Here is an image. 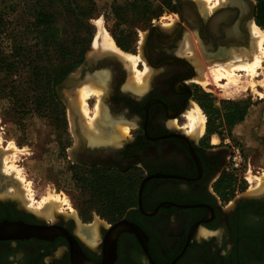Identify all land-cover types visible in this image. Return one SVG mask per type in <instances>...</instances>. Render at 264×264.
<instances>
[{
    "label": "flooded vegetation",
    "instance_id": "flooded-vegetation-1",
    "mask_svg": "<svg viewBox=\"0 0 264 264\" xmlns=\"http://www.w3.org/2000/svg\"><path fill=\"white\" fill-rule=\"evenodd\" d=\"M182 1L175 5L177 19L168 27L151 25L144 37L140 66L147 65L148 79L140 88L116 57L102 54L87 61L85 55L82 72L67 91L87 81L101 89L96 100L103 135L84 129L78 107L62 97V82L55 87L74 140L66 148L69 158L90 172L141 176L135 177L134 204L122 217L86 222L37 214L18 200V193L6 191L0 195V222L44 225L49 231L41 237L0 239V264H196L200 258V264H264V190L243 199L217 191L220 177L234 172L228 167L229 149L208 147L178 125L194 98L191 82L197 74L190 57L177 51L185 27L215 54L229 44L238 47L248 41L251 4L225 0L204 15L196 4ZM233 26L235 36L229 32ZM119 122L128 125L126 138L119 134ZM122 221L131 229L114 235L113 226ZM200 228L213 232L210 240L198 236Z\"/></svg>",
    "mask_w": 264,
    "mask_h": 264
},
{
    "label": "rangeland",
    "instance_id": "rangeland-1",
    "mask_svg": "<svg viewBox=\"0 0 264 264\" xmlns=\"http://www.w3.org/2000/svg\"><path fill=\"white\" fill-rule=\"evenodd\" d=\"M178 1L180 0H172L174 8L167 9L163 7L162 0H94L96 4L95 14L88 20L93 34H91L92 42L86 55H95L91 49L98 33L97 22L101 21L104 29L108 31L115 43L118 39L121 43L129 46L128 50H124L116 43L121 51L140 56L136 68L144 72V69L148 67L147 65L140 66V61L143 60L141 48L143 38L151 25L161 24L165 26L164 24L168 25L172 23L173 19H177L175 5ZM200 6L201 12L205 13L208 10L203 5L200 4ZM208 11L206 14L211 10ZM0 12L6 23V31L2 32L0 39V195L6 191L18 193L21 198L18 200L25 207L35 210L37 214V208L42 198L48 194H55L59 195L61 199L65 198L68 202V204L57 205L56 214L74 216L86 222L91 220L95 222L105 218L116 219L123 216L128 210L122 215L111 212H107L109 217L100 215L104 208H106L105 211H108L109 207L107 206H111V203L104 200L105 197L102 198L100 188L103 187H97L98 181L109 184V187L118 188L120 177L124 183L123 188L128 186L134 188L138 187L136 178L140 179L141 176L135 175L133 172L124 175L90 172L88 168L74 163L75 161L69 158L66 148L74 140L68 128L67 110L56 91L55 94L49 95L45 104L39 105L35 103V91L33 90L35 89V81L31 75L32 68L27 64L24 66L23 63H18L13 65L15 73H9L6 67L7 63H15L14 61H18V57L20 59V56L24 54H27L28 57H21L22 62L23 59H27L25 60L26 63L33 59L31 53H33L32 48L35 50V38L30 28V23L33 21L30 0H0ZM59 23L60 27L65 29L62 32L65 38L71 39L77 35V27L65 22L64 16L59 17ZM248 28L250 31V22ZM81 34L87 35L85 29L82 30ZM198 39L195 32L186 26L177 51L179 54L189 56L192 62L198 57L201 61L200 66L206 71L209 68L208 64L210 66L218 64L217 57H213L216 51L207 50L202 41L200 42ZM24 47L29 49L23 50ZM15 48L19 50V56H14ZM227 48L238 51L235 45H229ZM199 55L201 56L199 57ZM79 67L72 73H78ZM16 68L18 69L16 70ZM129 69L128 78L133 81L132 72L135 70L132 67ZM239 74L241 75L240 85L244 82L242 87L245 89H236L231 85L230 89L225 91L224 88L214 83L205 88L195 81L196 77H193L191 84L194 87V97L198 93L205 92L216 98L218 103L221 100L246 101L250 107L243 121L236 123L230 130L223 126L218 130L219 134H209L206 131L208 118L203 112L206 116L203 133L191 135L187 112L197 103L193 98L185 112L186 117H181L178 123L180 126L183 125V130L187 131L196 141L202 137L208 147L228 148L230 155L234 153L235 147H240L244 164L236 175L237 180L231 186L232 195L229 193L231 198L246 194L258 195L262 192L261 187L263 186L258 182V179L264 175V84H261L264 83V61L257 70L258 76L253 77L257 92L253 91V86L247 82L251 80L250 76L245 72H239ZM224 83L225 81H223ZM81 89H76L73 91L74 93L64 90L63 94L67 95L66 97L73 104L75 103L82 113V127L101 134L102 131L97 127L99 124L96 120L101 116L100 104L96 100V96L101 91L99 94H92L86 99L85 108L88 109L90 116L88 118L83 115L81 107L79 95ZM98 104L99 109L96 108ZM119 130L120 136L124 135L123 137L126 138L129 128L126 127L123 131L120 127ZM74 136L77 140V136ZM213 136L218 137L216 143L212 142ZM12 164L19 169L21 168L25 177L24 181L9 169ZM228 167L231 170L230 163ZM28 183L31 185L32 195L27 191ZM109 190H102V192L105 193V196H109ZM92 194H95L96 197H92ZM30 197L32 200L29 199ZM99 208L100 211L98 212ZM220 231L221 229H217L214 233L221 238L220 240H223L224 236ZM212 233L205 228H200L198 236L203 235L207 240H210ZM203 260L204 258H200L194 263L200 264Z\"/></svg>",
    "mask_w": 264,
    "mask_h": 264
},
{
    "label": "trees",
    "instance_id": "trees-1",
    "mask_svg": "<svg viewBox=\"0 0 264 264\" xmlns=\"http://www.w3.org/2000/svg\"><path fill=\"white\" fill-rule=\"evenodd\" d=\"M255 22L264 30V0H255ZM163 7L173 9L172 0H162ZM33 21L30 23L31 32L35 38V50L32 48L33 59L22 62L21 57H28L27 54L18 57L15 63H7V71L15 73L13 65L23 63L31 67V75L35 81V103L43 105L51 93L55 94V87L65 80V78L77 69L83 62L86 52L92 42V29L88 23L96 10L94 0H30ZM64 16L65 22L69 25H75L77 35L71 39L63 36L64 30L60 27L59 17ZM87 35H82V30ZM6 31V23L0 12V39L2 32ZM92 34V35H91ZM1 41V40H0ZM116 43L124 50L129 46L116 39ZM29 48L24 47L23 50ZM22 50V49H21ZM15 48L14 56L20 53ZM56 59L53 60V58ZM4 62V59H2ZM18 68H16L17 70ZM194 100L206 114V131L209 134H219L218 130L225 126L227 129L245 119L250 105L246 101L221 100L219 103L216 98L208 93H198ZM237 180L234 172L224 173L217 181L215 187L221 194L231 193V186ZM123 181L119 177L118 188L109 187L98 181L97 187L101 189V195L104 200L109 201L111 206L108 211L100 212L103 217H109L107 212L113 214H123L132 206L137 196L138 187L128 186L123 188ZM117 188V190H115ZM110 189V195L105 196L102 190ZM96 191V190H95ZM96 197L95 194L91 195ZM100 208L98 209V212ZM122 217V216H120ZM119 218V217H118Z\"/></svg>",
    "mask_w": 264,
    "mask_h": 264
},
{
    "label": "bare ground",
    "instance_id": "bare-ground-1",
    "mask_svg": "<svg viewBox=\"0 0 264 264\" xmlns=\"http://www.w3.org/2000/svg\"><path fill=\"white\" fill-rule=\"evenodd\" d=\"M194 2L197 5V9H199V11L201 10L200 4L203 5L204 8L208 9L209 11L210 10L213 11L216 7H219L218 5L223 4L225 2V0H194ZM185 9L187 10V8H185ZM206 12L203 13V11H202L201 14L203 13L205 15ZM248 22H250V21H248ZM248 22H247V24H248ZM164 25H165V27L169 26V24L168 25L164 24ZM170 25L172 26V24H170ZM97 26H98V33L96 34V36L94 38L93 46L91 49L92 52L95 54L94 57L99 56L100 54L111 55V56L116 57L120 61L124 62V64H127L128 67H132L135 70L132 72V75H133L132 80L136 84L137 89L140 88L144 84V82H147V79H148L147 78L148 75L145 76L146 75L145 73L148 71V68L145 67L146 69H144V72L143 71L141 72L136 68V64H137L140 56L130 55L128 53H124L123 51H121V49L116 45L115 41L113 40L111 35L108 33V31H106V29H104V26L102 25L101 21L97 22ZM235 30H236V28H235V26H233L230 28L229 32L233 31L235 33L236 32ZM248 30H249V28H248ZM186 34H188V33H186ZM248 34L250 36L249 37V43L245 42V44L243 43L244 45L242 44V45H239L238 47H236V49L238 51L231 50L232 47L230 49L224 48V49H220L219 51H217V54L213 55V57H217L216 60H217L218 64L217 65L212 64L211 66L208 64L209 68L206 71L203 70V68L200 66L201 61L197 57L196 60H198V61L194 60L192 62V65L195 66L194 69L196 68V71H197V74L195 76L196 77L195 81L197 83L201 84L205 88L208 87L209 85H211L212 83H214L217 86L224 88L225 91H226V89H230L231 85L234 86L236 89H239V88H244V87H242L244 82L242 85H240L241 75L239 74V72H245L251 78V80L250 81L248 80L247 82L249 83V85L251 84L253 86V91L257 92V90L255 88L256 85L254 84V81H253V77L255 75L258 76L256 74L257 70L262 66L263 61H264V30L261 27H259L255 22H250V31ZM231 36H235V35L232 34V32H231ZM240 36H239V38H240ZM143 40H144V38H143ZM230 46H232V45H230ZM199 48L201 49V47H199ZM196 52H197V50H196ZM197 53H199V52H197ZM200 56L201 55H199V57ZM99 78H101V76ZM143 78H145V79H143ZM95 79H97V78H95ZM102 80H103V78H102ZM223 81H225L224 84H223ZM261 84H264V83H261ZM128 85H129V83H128ZM76 89H78V90L81 89L79 92L81 100L80 99L79 100L81 101V107H82V110L84 113L83 115L88 117L89 116L88 115V109L85 108L86 99L89 98L92 94H99L101 89H99V87H96L93 85H87V83H85V84L83 83L82 85H80ZM78 90H77V92H78ZM78 97H77V99H78ZM96 108L99 109V104L96 105ZM94 115H96V114H94ZM93 117H91V118H93ZM187 117H188V127L190 128L191 135H194V134L195 135H197V134L201 135L205 129L206 116L197 103H195L192 106V108L187 112ZM93 126H94V128H96L95 125H93ZM115 126H117V124ZM97 127L100 129V131H104V128L100 124L97 125ZM122 127H124V128H122ZM122 127H121V129L124 131V129L126 127L124 125ZM115 132L116 131H114V133ZM101 134L103 135V133H101ZM117 135H118V133H117ZM115 136H116V134H115ZM116 140H118L117 136H116ZM217 141H218V137L213 136L212 142L216 143ZM9 169L12 170L14 173H16L21 180H23V181L25 180V177L22 174L21 168L19 169L12 164V166H10ZM258 182L263 184V186L261 187L262 191H263L264 190V175L258 179ZM27 191L29 192V194L32 193L30 183H28V185H27ZM31 195H29V196H31ZM18 198L21 199L20 196ZM29 199L32 200V197H30ZM63 203L68 204V202L66 201L65 198L61 199V197L59 195L48 194L45 198L43 197L42 200L40 201L39 206L37 208V210H38L37 212L41 215H44L47 217L48 216L52 217L56 213L57 205H62ZM43 207H44V209H43Z\"/></svg>",
    "mask_w": 264,
    "mask_h": 264
},
{
    "label": "water",
    "instance_id": "water-1",
    "mask_svg": "<svg viewBox=\"0 0 264 264\" xmlns=\"http://www.w3.org/2000/svg\"><path fill=\"white\" fill-rule=\"evenodd\" d=\"M251 4V12L249 16V21H255V10H256V1L255 0H249ZM186 3H192L195 4L194 0H183L181 4H186ZM249 43V36H248V41ZM143 48H147V43L146 41H143ZM229 46V45H228ZM227 46V47H228ZM142 48V47H141ZM95 58L94 56H89L86 55V60L87 61H94ZM83 67V66H82ZM82 67L79 68L78 73H71L69 74L64 81L58 86L60 88L62 97L64 100H66L65 95L63 94L64 90H68L70 87V83L76 79V74H80L82 72ZM144 183V182H143ZM249 196L248 194L242 195L239 199H243ZM251 196V195H250ZM238 199V198H237ZM236 199V200H237ZM49 226H44V225H37V224H29L25 223L22 221H3L0 222V239H17V238H28V237H41L44 236L47 231H49ZM130 230L131 226L129 223L126 222H119L113 226L112 232L114 235H118L124 230ZM134 229V227H132ZM144 244L145 249H147L146 244ZM151 259V257H150ZM152 261V259H151ZM153 264H155L152 261Z\"/></svg>",
    "mask_w": 264,
    "mask_h": 264
},
{
    "label": "built area",
    "instance_id": "built-area-1",
    "mask_svg": "<svg viewBox=\"0 0 264 264\" xmlns=\"http://www.w3.org/2000/svg\"><path fill=\"white\" fill-rule=\"evenodd\" d=\"M229 163L231 170L234 171V173L237 175L244 164V158L239 146L234 148V153L229 157Z\"/></svg>",
    "mask_w": 264,
    "mask_h": 264
},
{
    "label": "crops",
    "instance_id": "crops-1",
    "mask_svg": "<svg viewBox=\"0 0 264 264\" xmlns=\"http://www.w3.org/2000/svg\"><path fill=\"white\" fill-rule=\"evenodd\" d=\"M92 82L93 81H87L86 83H87V85H93V86H95ZM123 125L128 128V125L126 123H123V122H119L117 127L120 128ZM119 133H120V131H119Z\"/></svg>",
    "mask_w": 264,
    "mask_h": 264
}]
</instances>
